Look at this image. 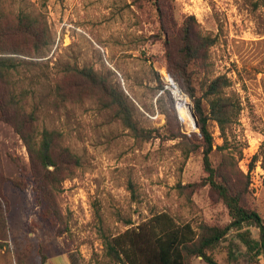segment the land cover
I'll use <instances>...</instances> for the list:
<instances>
[{"label":"rangeland","instance_id":"obj_1","mask_svg":"<svg viewBox=\"0 0 264 264\" xmlns=\"http://www.w3.org/2000/svg\"><path fill=\"white\" fill-rule=\"evenodd\" d=\"M5 1V22L12 23L20 13L30 15L42 42L12 34L7 45L2 47L0 41V56L7 51L6 57L21 60L16 78L31 93L28 112L35 113L39 131L60 134L74 160L52 199L61 217H47L32 178L22 175L24 168L30 171L27 148L0 113V202L6 223L5 231L0 230V264H41L42 257L46 264H69L70 256L79 264H106V237L163 212L197 232L202 225L230 223L219 195L205 184L202 152L185 157L181 138H176L197 135L199 128L178 108L167 82L172 77L167 37L153 0ZM170 2L178 27L193 16L194 28L214 41L190 68L197 87L226 77L227 95L241 104V115L226 139L212 126L213 165L226 171L232 185L244 193L247 207L264 218L259 157L264 146V0ZM84 70L123 96L132 121L150 138L124 125L110 93L104 94ZM5 89L2 85V92ZM14 179L25 180V188H17ZM250 229L257 238L258 230ZM214 257L220 264L249 263L235 231ZM191 264L207 263L195 258Z\"/></svg>","mask_w":264,"mask_h":264},{"label":"trees","instance_id":"obj_2","mask_svg":"<svg viewBox=\"0 0 264 264\" xmlns=\"http://www.w3.org/2000/svg\"><path fill=\"white\" fill-rule=\"evenodd\" d=\"M43 1L45 3L47 0ZM5 3V0H0L1 46L8 44V38L12 34H21L33 39L34 42L41 43L42 37L36 30V19L30 15L20 13L12 23L5 22L6 15L3 10ZM153 5L161 32L167 37L166 61L169 74L192 99L199 121V134H182L181 137L176 138H181L180 144L185 157L198 151L202 152L204 170L207 174L205 184L210 185L219 195L231 221L222 227L202 225L197 232L190 224H178L168 213L157 214L138 227L130 228L116 236L106 237L104 242L105 257L108 260L106 264H191L195 258H202L207 264H220L215 259L214 252L233 231L237 232L239 242L247 250L248 264H260L264 260V218L257 210L247 207L243 202L244 193L236 189L227 178L226 171L214 167L212 161L215 152L212 126L215 124L226 139L228 130L241 115V104L227 95L229 81L226 77L221 76L201 82L200 89L197 87L190 68L214 45V41L209 36L201 35L194 28L195 17H188L178 27L172 19L170 0H153ZM2 54H4L0 56L2 120L13 126L27 148L30 171L24 168L22 175L27 179L32 178L38 202L48 210L47 217L53 214L55 218L60 219L61 214L53 205L52 199L55 194L57 195L61 183L69 177V175L65 177V174H69V164L74 159L69 155L68 149L62 145L59 133L48 129L39 131L36 127L35 113L27 110L31 93L26 88H21L16 78L20 73L18 63L21 60L6 57L7 51ZM82 72L104 94L110 93L116 116L128 129L136 134L140 133L145 138L151 137L150 133L141 130L132 121L122 95L114 94L104 79L91 71ZM2 85L6 88L3 92ZM259 157L262 159L264 169V146ZM223 162L227 164V157H224ZM13 183L22 190L26 185L23 179L22 182L14 179ZM1 205L0 202V230L5 231L6 223ZM250 228L258 230L257 238L253 236ZM228 256L233 260L234 252H228ZM46 263L47 259L42 257L41 264ZM70 264L79 263L70 256Z\"/></svg>","mask_w":264,"mask_h":264},{"label":"bare ground","instance_id":"obj_3","mask_svg":"<svg viewBox=\"0 0 264 264\" xmlns=\"http://www.w3.org/2000/svg\"><path fill=\"white\" fill-rule=\"evenodd\" d=\"M167 82H171L170 78L167 77ZM175 84V82H174ZM176 85V84H175ZM174 88V96L176 98V102L178 104V108L183 111L182 113L184 115H186V117H190L192 118L191 114H192V108H191V104L190 102H188V99L184 98L181 93L178 92V90H176L178 88V86L176 85Z\"/></svg>","mask_w":264,"mask_h":264},{"label":"water","instance_id":"obj_4","mask_svg":"<svg viewBox=\"0 0 264 264\" xmlns=\"http://www.w3.org/2000/svg\"><path fill=\"white\" fill-rule=\"evenodd\" d=\"M169 78H170V80H171V82H170V86H172V87H175L176 85L174 84V80L172 79V77H170L169 76ZM167 88H169V86L167 87ZM191 116H192V118H193V125H194V127L196 128V129H198L199 128V121H198V117H197V115H196V113H195V110H194V107L192 106V114H191Z\"/></svg>","mask_w":264,"mask_h":264},{"label":"crops","instance_id":"obj_5","mask_svg":"<svg viewBox=\"0 0 264 264\" xmlns=\"http://www.w3.org/2000/svg\"><path fill=\"white\" fill-rule=\"evenodd\" d=\"M70 264V263H69ZM262 264H264V261H263V263Z\"/></svg>","mask_w":264,"mask_h":264}]
</instances>
